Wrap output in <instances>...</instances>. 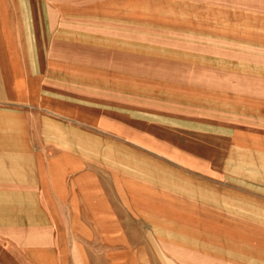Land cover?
<instances>
[{"label": "crops", "instance_id": "crops-1", "mask_svg": "<svg viewBox=\"0 0 264 264\" xmlns=\"http://www.w3.org/2000/svg\"><path fill=\"white\" fill-rule=\"evenodd\" d=\"M138 8L0 0V264H151V255L171 264L181 255L171 250L172 217L183 242L192 222L181 207L231 208L214 156L173 138L231 108V60L191 51L141 59L140 47L168 44L124 37L125 14ZM239 64L259 79L243 86L264 94L262 74ZM232 133L247 134L240 158L252 159V135L263 149L260 135Z\"/></svg>", "mask_w": 264, "mask_h": 264}, {"label": "rangeland", "instance_id": "rangeland-1", "mask_svg": "<svg viewBox=\"0 0 264 264\" xmlns=\"http://www.w3.org/2000/svg\"><path fill=\"white\" fill-rule=\"evenodd\" d=\"M135 4L138 11L125 14L124 37L168 44L140 47L141 59L146 60L144 54L179 55L191 51L188 53L231 60V89H225L231 91V108L213 109L212 127L180 125L179 136L173 135L174 139H180L177 145L181 150L214 156L209 160L219 170L214 177L221 188L231 191V208L206 207L201 212V208L181 207L191 211L188 218L192 222H188V241L183 242L177 235L179 223L174 225L176 217H172L171 228L176 238L172 240L171 250L181 255L172 254L171 264H264V94L243 86L249 82L257 85L259 79L249 78L242 71L249 68L239 64L251 65V70L260 72L264 86V0H124L125 7ZM248 107L261 108L262 117L254 115ZM233 129L260 135L263 149L256 147L259 141L252 135L251 153L248 149L244 152L252 159L240 158L243 152L236 146H240L241 138L247 139V134L237 137ZM186 139L194 141L188 144ZM233 197H238V201ZM239 197L263 207L240 202ZM220 204L225 203L221 200ZM162 257L151 255V264H163ZM91 260L99 263L96 255Z\"/></svg>", "mask_w": 264, "mask_h": 264}]
</instances>
